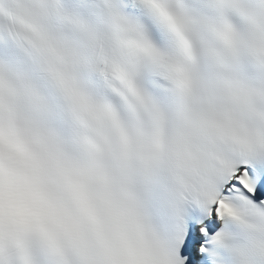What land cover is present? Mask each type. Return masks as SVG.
<instances>
[{"label":"snow or ice","instance_id":"snow-or-ice-1","mask_svg":"<svg viewBox=\"0 0 264 264\" xmlns=\"http://www.w3.org/2000/svg\"><path fill=\"white\" fill-rule=\"evenodd\" d=\"M0 264H264V0H0Z\"/></svg>","mask_w":264,"mask_h":264}]
</instances>
